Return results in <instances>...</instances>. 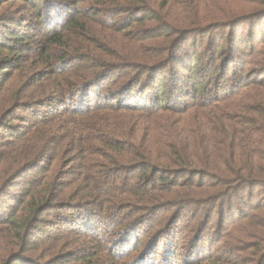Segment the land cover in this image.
<instances>
[{
  "label": "trees",
  "instance_id": "16d2710c",
  "mask_svg": "<svg viewBox=\"0 0 264 264\" xmlns=\"http://www.w3.org/2000/svg\"><path fill=\"white\" fill-rule=\"evenodd\" d=\"M20 1L29 35L0 32V264H49L31 253L63 237L88 244H48L51 264L235 262L232 227L264 212V8ZM97 22L122 34L127 62L91 45ZM192 34L206 35L199 66Z\"/></svg>",
  "mask_w": 264,
  "mask_h": 264
},
{
  "label": "rangeland",
  "instance_id": "374dc122",
  "mask_svg": "<svg viewBox=\"0 0 264 264\" xmlns=\"http://www.w3.org/2000/svg\"><path fill=\"white\" fill-rule=\"evenodd\" d=\"M253 1V2H252ZM1 2V1H0ZM231 5L232 9H237V12H248V11H258L261 10L262 8H264V6L260 5L259 2H255L254 0H228L227 2L224 3V6H228ZM25 4L23 2H21L20 0H3L2 3H0V32H5V30L7 29H11L14 28L16 30V32H26L29 35V31L27 27L30 23H33L35 21V19L30 20L29 19V15H30V10H26L25 9ZM114 7V6H112ZM13 16V17H12ZM5 17H10L13 18V21H8V20H4ZM30 20V21H29ZM92 27L96 30V34L103 38L105 41L104 42H100L97 44H92L93 46H98V48H100L102 51H108L110 54H113V57H119L120 60H122L123 62H127L126 59L122 56V53H124L122 45L125 42V39L121 36L122 34L120 33H112L110 30H106L108 27L106 25H101L100 23L97 22V24L92 23ZM28 30V31H27ZM95 33V32H94ZM206 35L200 34H192L188 39H186V51L189 55H193L194 60H197V64L198 66L201 65L202 63H204L202 60L198 59V56H201L203 54L206 53V46H204V44H207V42L205 41V39H203V37ZM202 43H198V41H202ZM85 40V39H82ZM83 43H85L86 45L90 46L89 42H85L82 41ZM147 42V41H146ZM6 43V41H5ZM196 46L194 47V45L191 46V44H195ZM93 46H90V48H92ZM193 48H196L197 50L195 51ZM115 51V52H114ZM117 51V52H116ZM7 50L3 47H0V62L7 58L9 56V54H7ZM121 53V54H120ZM119 54V55H118ZM208 56V53L206 54V57ZM122 57V59H121ZM115 61V60H114ZM212 61H215L214 59H212ZM104 69H107V67H104ZM181 71H185V72H190L189 70L186 69H181ZM194 72H198V70H194ZM188 74V73H186ZM2 79H6L8 80L9 77L8 75H6L4 73V71H0V80ZM206 83V81H205ZM207 84V83H206ZM209 87H212V85H208ZM7 130L6 129H0V133H5ZM25 176H23V178H26V176L28 174L31 173H26V171H24ZM19 185V183L17 184V186ZM16 189V188H15ZM14 188L13 189H9V195L10 197H13V194H19L18 191H16ZM257 197V196H256ZM255 197V198H256ZM27 198V197H26ZM254 198V199H255ZM9 203H13V205H15L14 202H9ZM191 211L188 209H185L182 211V216H178V221H180L179 223L182 225V227H184V223L186 222V219H188L189 215H190ZM214 216L212 215L211 217V221L212 222V218ZM253 224L250 226L251 228H249L248 230H246V226H244L247 222L242 223L244 220L241 219L240 221L234 225L232 228V233L234 236H236L237 239V244H240V250L237 251V258L236 261L233 263H225V264H253V260L257 254L254 253L256 246L255 245H262V243L257 240L258 238L262 237L261 235H264V227L262 224H264V212H258L257 214H255L253 216ZM262 228V229H261ZM231 229V228H230ZM229 229V230H230ZM76 238V239H74ZM63 237L61 239H56V240H47L48 243H43L41 245H43V249H37L36 251H34L33 253H31L33 255L34 258H38L40 259V261L42 262H48L49 264L52 263V260L54 262L55 259L54 256H52V254L55 251H58V247L59 246H49L48 244L50 243H56L58 241H64V248L60 251L61 253H66L69 251H74V249L80 247V246H86L88 243H84L82 240L77 239V237ZM175 239V241H179L181 238L180 236H178V234L175 235V237L173 238ZM183 241H185V238L181 239V243H183ZM180 243V245H182ZM34 246V244H32ZM58 245V244H57ZM216 246V245H215ZM41 247V246H40ZM160 252V250H159ZM29 255L30 252H28ZM52 257V258H51ZM68 264V263H65ZM69 264H71L69 262Z\"/></svg>",
  "mask_w": 264,
  "mask_h": 264
}]
</instances>
